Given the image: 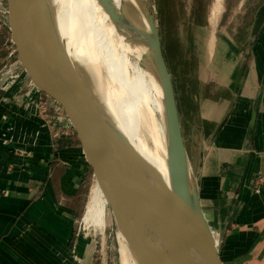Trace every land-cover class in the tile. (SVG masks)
I'll return each mask as SVG.
<instances>
[{"label": "crops", "instance_id": "crops-1", "mask_svg": "<svg viewBox=\"0 0 264 264\" xmlns=\"http://www.w3.org/2000/svg\"><path fill=\"white\" fill-rule=\"evenodd\" d=\"M263 3L241 36L219 39L216 70L205 61L216 97L193 93L202 108L196 160L186 147L225 264H264V21L255 26ZM27 89L0 91V264H61L92 170L70 123L27 108Z\"/></svg>", "mask_w": 264, "mask_h": 264}, {"label": "water", "instance_id": "water-1", "mask_svg": "<svg viewBox=\"0 0 264 264\" xmlns=\"http://www.w3.org/2000/svg\"><path fill=\"white\" fill-rule=\"evenodd\" d=\"M47 2L0 0L1 28L30 85L74 129L127 244L131 264H225L202 207L160 30L145 1L138 0L147 27L133 19L125 3L98 0L116 28L141 52V66L162 91L169 181L136 156L118 124L95 99L86 69L68 57L59 41L54 8ZM263 21L264 3L255 26Z\"/></svg>", "mask_w": 264, "mask_h": 264}, {"label": "bare ground", "instance_id": "bare-ground-1", "mask_svg": "<svg viewBox=\"0 0 264 264\" xmlns=\"http://www.w3.org/2000/svg\"><path fill=\"white\" fill-rule=\"evenodd\" d=\"M115 2L118 6L125 3L133 19L147 27L138 0ZM221 2H215L211 17L214 25ZM47 4L54 8L56 33L62 47L72 61L80 62L86 69L95 99L118 124L136 156L150 162L169 181L164 127L157 128L151 138L141 131L146 105L162 110V91L155 78L141 66V52L116 28L98 0H48ZM46 51L55 57L51 49ZM94 183L83 219L89 225L103 226L107 200L98 181ZM117 236L123 264H131L127 244L120 232Z\"/></svg>", "mask_w": 264, "mask_h": 264}, {"label": "rangeland", "instance_id": "rangeland-1", "mask_svg": "<svg viewBox=\"0 0 264 264\" xmlns=\"http://www.w3.org/2000/svg\"><path fill=\"white\" fill-rule=\"evenodd\" d=\"M144 1L160 30L163 51L175 84L185 143L193 160H196L198 152L196 123L202 108L194 100L193 93L199 92L202 97H216L218 87L213 80L212 71L207 73L205 61L211 58L210 65L216 70L215 64L221 63L217 48L220 44L219 39L231 40L235 35L241 36L253 17L257 3L263 0H222L216 25L211 20L216 0ZM0 30L7 42L6 32L1 27ZM7 62H9L7 51L1 52L0 68ZM228 71L220 73L225 77ZM145 108L141 119V131L144 136L151 138L157 128L164 127L163 118L160 108L153 105H146ZM94 182L96 179L90 172L87 201ZM83 214L75 223L73 247L67 250L61 264H123L118 230L108 203L103 226L87 224ZM220 243L221 241L218 243L219 251ZM122 247L124 251L123 244ZM45 263L50 264V261Z\"/></svg>", "mask_w": 264, "mask_h": 264}, {"label": "built area", "instance_id": "built-area-1", "mask_svg": "<svg viewBox=\"0 0 264 264\" xmlns=\"http://www.w3.org/2000/svg\"><path fill=\"white\" fill-rule=\"evenodd\" d=\"M1 24V21H0ZM9 62L0 68V89L8 90L14 84L22 82L28 86L26 93L30 95V98L25 101V106L29 109H33L39 114L46 122L50 121H68L67 118L60 113L56 115H49L46 107V102L38 95V93L30 85L24 69L21 64L15 58L13 51L9 52ZM33 95V96H32Z\"/></svg>", "mask_w": 264, "mask_h": 264}, {"label": "trees", "instance_id": "trees-1", "mask_svg": "<svg viewBox=\"0 0 264 264\" xmlns=\"http://www.w3.org/2000/svg\"><path fill=\"white\" fill-rule=\"evenodd\" d=\"M0 27H1V24H0ZM9 49H10V46L6 42V40H4V38L2 37L1 30H0V53L4 52V51H7V53H8ZM46 107L48 110H53V111L55 110L56 111L55 106L51 105L48 102H46Z\"/></svg>", "mask_w": 264, "mask_h": 264}]
</instances>
